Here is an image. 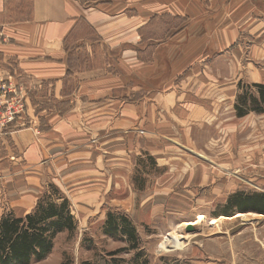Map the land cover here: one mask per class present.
Here are the masks:
<instances>
[{
    "label": "crops",
    "instance_id": "0c3cea01",
    "mask_svg": "<svg viewBox=\"0 0 264 264\" xmlns=\"http://www.w3.org/2000/svg\"><path fill=\"white\" fill-rule=\"evenodd\" d=\"M0 32L4 35L0 64L9 67L8 62H12L24 76L53 83L58 100L66 90L64 81L81 75V69L70 66L72 51L100 43L108 50H119L121 58V76L108 71L87 77L94 80L83 86L73 113H45L38 121L43 118L48 122L47 129L40 127L39 131L33 126L11 134L18 156L0 163V216L6 214L3 193L9 194L18 217L29 213L34 192L51 180L52 173L75 204L100 202L114 184L112 194L116 192L117 203L128 210L132 201L125 198L131 192L130 178L122 175L125 156L141 151L142 137L134 147L126 131L143 121L152 126L149 130L153 129L155 137L181 138L189 133L188 111L178 107L181 100L173 85L184 69L198 67L200 72L202 64L210 66L215 60L220 63L219 81L246 78L254 87L264 85V0H108L98 6L83 0H0ZM151 37L154 42L161 37L165 44L156 46L157 59L147 69L145 61L139 59L146 55ZM163 56L167 63L160 69ZM160 71L168 75L160 89L166 102L157 105L166 109L177 105L174 112L167 109L172 117L168 120L154 116V111L146 116L140 106L128 101L132 90L127 87L133 74L137 72L143 81L159 80L161 76L153 77ZM171 79L174 81L169 82ZM219 88L224 106H232L238 91L226 89L223 83ZM114 90H126V97L115 99ZM151 106L155 108V104ZM95 139H103L104 147L95 145ZM108 172L115 178L110 179ZM145 207L141 206L137 215L148 221Z\"/></svg>",
    "mask_w": 264,
    "mask_h": 264
},
{
    "label": "rangeland",
    "instance_id": "374dc122",
    "mask_svg": "<svg viewBox=\"0 0 264 264\" xmlns=\"http://www.w3.org/2000/svg\"><path fill=\"white\" fill-rule=\"evenodd\" d=\"M83 1L90 6L108 2ZM3 38L0 32V39ZM90 38L97 39L94 36ZM159 38L157 42H154V37L149 38L146 55L138 57L145 61L147 69L157 59L154 57L156 46L165 44ZM71 53L70 66L81 69V75L77 80L72 76L64 81L66 90L61 93V100L55 99L53 83L24 76L12 62H8L9 67L1 62L0 95L6 94L8 103L13 101L22 106L15 122L8 126L6 135L0 137V163L18 156L11 134L33 126H37L39 131L40 127L47 129L48 122L44 123L43 118H40V123L38 121L45 113L63 116L73 113L83 86L94 80H87L91 74L104 75L109 71V75L121 76L119 50H108L99 43L94 48L86 47ZM165 63L166 57L163 56L160 69ZM93 68L96 70H91ZM219 68L220 63L213 60L210 66L202 64L200 72L198 67L187 68L177 82L169 81H174L181 100L178 107L188 111V134L183 133L181 138L155 137L151 132L153 129L149 130L152 126L143 121L126 131L134 147L142 137L141 151L136 153L133 150L125 156L127 163L122 175L130 178L131 188L125 198L132 201L128 210L117 203L115 197L117 195L118 198V194H112L115 189L112 182L109 193H104L101 201L92 205L73 203L64 186L53 179V173L51 180L38 187L34 200L30 202L33 207L28 212L33 211L42 196L51 192L52 199L69 201L77 230L60 233L47 259L31 264H209L218 261V264H264V214L260 218L222 220V217L234 218L241 214L234 208H227L232 196L238 193L264 195V104H260L262 112L253 110V100L260 102L258 86L264 85L254 87L246 78L239 82L232 78L224 83L218 80ZM159 76V80L143 81L137 72L133 74L127 87V90H132L128 101L140 106L146 116H152L154 111V116L168 120L172 118L168 110L174 112L177 105L168 110L157 105L166 102L160 89L168 78L161 71L153 78ZM221 83L226 85V89L234 87L233 91H238L233 108L224 106L226 104L221 101ZM124 94L126 97V90H114L112 97L121 99ZM152 104H155L154 109ZM239 109H243L242 116L238 114ZM161 130L157 129L162 136ZM103 141L95 139L94 143L103 146ZM112 175L108 172L110 179L115 178ZM9 198V194L3 193V213L17 215ZM141 206H146L145 211L149 212L148 221L138 218L137 210ZM110 213L126 215L132 221L139 238L137 249H129V242L125 239L105 233L104 226ZM100 218L105 219L100 221ZM192 225H197V230L190 231L195 227ZM195 232L198 233L196 237L193 236ZM122 248L125 251L110 255Z\"/></svg>",
    "mask_w": 264,
    "mask_h": 264
},
{
    "label": "trees",
    "instance_id": "16d2710c",
    "mask_svg": "<svg viewBox=\"0 0 264 264\" xmlns=\"http://www.w3.org/2000/svg\"><path fill=\"white\" fill-rule=\"evenodd\" d=\"M258 88L260 102L253 100V110L259 113L262 112L261 105L264 104V86ZM238 114L242 116L243 109H239ZM227 208H234L239 213L264 214V195L238 193L230 198ZM104 229L107 235L129 242V249L138 248L136 228L126 215L108 214ZM76 230L77 221L70 210L69 201L54 200L51 192L46 193L37 201L31 213L23 217L12 213L0 216V264L42 262L52 252L54 242L60 233L65 231L73 233ZM122 251L125 249L122 248L110 255H117Z\"/></svg>",
    "mask_w": 264,
    "mask_h": 264
},
{
    "label": "built area",
    "instance_id": "2783aa9c",
    "mask_svg": "<svg viewBox=\"0 0 264 264\" xmlns=\"http://www.w3.org/2000/svg\"><path fill=\"white\" fill-rule=\"evenodd\" d=\"M0 91L2 90L0 89ZM5 97L6 94L0 95V137L6 135L8 126L15 122L20 106H22L21 103L16 104L13 101L8 103Z\"/></svg>",
    "mask_w": 264,
    "mask_h": 264
},
{
    "label": "bare ground",
    "instance_id": "6f19581e",
    "mask_svg": "<svg viewBox=\"0 0 264 264\" xmlns=\"http://www.w3.org/2000/svg\"><path fill=\"white\" fill-rule=\"evenodd\" d=\"M261 216L260 215H257V214H253V213H248V214H237L235 215L234 218H228V217H222V220H229V219H239V220H246V219H252V218H260ZM218 222V221H217ZM216 222V223H217ZM192 226H195V227H191L190 231H195L197 230L196 229V226L197 225H192ZM196 235H198L197 232L193 233V236L196 237Z\"/></svg>",
    "mask_w": 264,
    "mask_h": 264
}]
</instances>
